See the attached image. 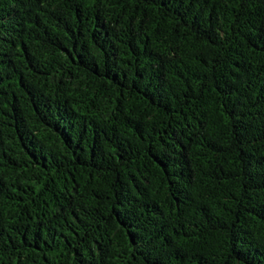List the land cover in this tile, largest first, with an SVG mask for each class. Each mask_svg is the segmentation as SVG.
Here are the masks:
<instances>
[{"label":"trees","instance_id":"1","mask_svg":"<svg viewBox=\"0 0 264 264\" xmlns=\"http://www.w3.org/2000/svg\"><path fill=\"white\" fill-rule=\"evenodd\" d=\"M0 264H264V0H0Z\"/></svg>","mask_w":264,"mask_h":264}]
</instances>
